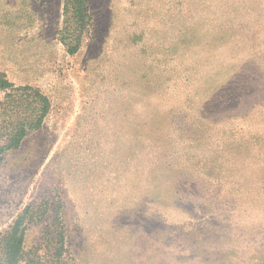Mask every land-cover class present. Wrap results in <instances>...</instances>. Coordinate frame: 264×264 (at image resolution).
<instances>
[{"label": "rangeland", "instance_id": "obj_1", "mask_svg": "<svg viewBox=\"0 0 264 264\" xmlns=\"http://www.w3.org/2000/svg\"><path fill=\"white\" fill-rule=\"evenodd\" d=\"M85 1L70 53L65 0H0V145L13 88L49 104L1 155L0 257L21 218L16 264H264V0Z\"/></svg>", "mask_w": 264, "mask_h": 264}, {"label": "trees", "instance_id": "obj_2", "mask_svg": "<svg viewBox=\"0 0 264 264\" xmlns=\"http://www.w3.org/2000/svg\"><path fill=\"white\" fill-rule=\"evenodd\" d=\"M85 4V0H65L64 41L67 51L70 53L77 50L81 34L90 24L91 17ZM9 87H12V84L0 72V88L7 89ZM26 90L27 87L13 88V93L9 94L11 101L8 105H13L19 101L23 104L22 111L16 115L13 125L10 128L8 127L7 142L4 145H0V160L5 150L16 148L28 131L36 129L41 125L48 111L49 104L45 96L38 92L24 94ZM29 107H31V111L27 114ZM24 230L23 220L18 218L1 246L3 251L0 257V264L17 263L24 243ZM56 243H63V237L61 236ZM58 250L62 253L63 245L60 244Z\"/></svg>", "mask_w": 264, "mask_h": 264}]
</instances>
